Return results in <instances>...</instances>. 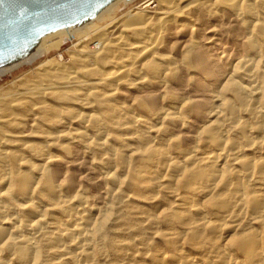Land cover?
Listing matches in <instances>:
<instances>
[{
    "label": "bare ground",
    "instance_id": "bare-ground-1",
    "mask_svg": "<svg viewBox=\"0 0 264 264\" xmlns=\"http://www.w3.org/2000/svg\"><path fill=\"white\" fill-rule=\"evenodd\" d=\"M132 2L0 67L72 44L0 88V264H264V0Z\"/></svg>",
    "mask_w": 264,
    "mask_h": 264
},
{
    "label": "water",
    "instance_id": "water-1",
    "mask_svg": "<svg viewBox=\"0 0 264 264\" xmlns=\"http://www.w3.org/2000/svg\"><path fill=\"white\" fill-rule=\"evenodd\" d=\"M112 1L27 0L34 15L21 23L9 15L8 0H0V67L28 55L48 33L94 18Z\"/></svg>",
    "mask_w": 264,
    "mask_h": 264
},
{
    "label": "rangeland",
    "instance_id": "rangeland-1",
    "mask_svg": "<svg viewBox=\"0 0 264 264\" xmlns=\"http://www.w3.org/2000/svg\"><path fill=\"white\" fill-rule=\"evenodd\" d=\"M141 1L142 0H133V2L130 3L129 5H127V6H125L124 4L118 5V7L114 11L115 19L120 18L122 16V14H124L129 8H133V7L137 6V5H139ZM191 14H193L192 18H196L197 14L194 11H191ZM194 14H195V17H194ZM187 15H188V13L185 14V16H187ZM199 16H200V14H199ZM199 19H200V17H199ZM226 19H228V18H226ZM226 19H225V21H226ZM205 20H206V18H204V21ZM212 21H214V19ZM119 30H122V29H119ZM201 31H202V29L199 26V32H201ZM127 34L129 36H132V32L131 31H128ZM188 36H190V35H188ZM188 36H187V38H188ZM115 37H116V35H115ZM219 39L222 40L223 42L226 41L225 38H221L220 37ZM71 45H72L71 42L69 40H67V42H65L63 46H61V47H59V48H57L55 50L49 51L47 54H44L41 58L37 59L33 64H31V65H23V66L15 69V70H13L10 73H6L2 77H0V88H7V87H10V86H13L15 88H20V84L23 82V80L25 78L31 77L33 75V72L35 71L36 67L38 66V64L41 61L45 60L46 57L47 58H56L59 53H62L64 55L65 62H69L70 61V57L65 51L67 49H69L71 47ZM233 45L234 44H231V49H233L232 48ZM219 51H222V49H220ZM122 259H126L127 260L126 262L140 261L139 260L140 259L139 256L136 257L135 259H131L129 257H125V258H122ZM144 259H147V257H145ZM120 261H122V260L121 259L118 260V258L116 259V257H113V256L109 255V256H106L105 259H101V261H99L100 262L99 264H120V263H118Z\"/></svg>",
    "mask_w": 264,
    "mask_h": 264
},
{
    "label": "snow or ice",
    "instance_id": "snow-or-ice-1",
    "mask_svg": "<svg viewBox=\"0 0 264 264\" xmlns=\"http://www.w3.org/2000/svg\"><path fill=\"white\" fill-rule=\"evenodd\" d=\"M8 2V13L15 20L23 23L29 17V15H34V13H30V10L27 6V0H8ZM9 40L12 42L13 38L10 37Z\"/></svg>",
    "mask_w": 264,
    "mask_h": 264
}]
</instances>
